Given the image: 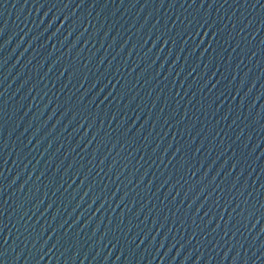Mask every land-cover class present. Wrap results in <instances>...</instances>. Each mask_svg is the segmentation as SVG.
<instances>
[{
  "label": "water",
  "instance_id": "95a60500",
  "mask_svg": "<svg viewBox=\"0 0 264 264\" xmlns=\"http://www.w3.org/2000/svg\"><path fill=\"white\" fill-rule=\"evenodd\" d=\"M0 264H264V0H0Z\"/></svg>",
  "mask_w": 264,
  "mask_h": 264
}]
</instances>
